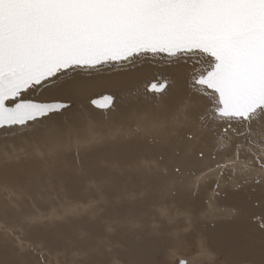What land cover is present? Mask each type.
Masks as SVG:
<instances>
[{
    "label": "snow or ice",
    "instance_id": "1",
    "mask_svg": "<svg viewBox=\"0 0 264 264\" xmlns=\"http://www.w3.org/2000/svg\"><path fill=\"white\" fill-rule=\"evenodd\" d=\"M144 63L161 65L183 88L176 115L147 129L163 127L168 134L153 141L152 155L140 167L184 197L189 222L201 187L214 174V191L225 170L239 173L240 187L250 181L264 185V0H0V137L7 145L9 138L31 133L33 149L71 139L73 129L61 118L86 94L91 78L118 70L104 82L116 91L90 99L93 106L112 111L125 85L119 77ZM172 80L154 76L144 91L167 96ZM210 142L230 155L223 164L197 170ZM27 154L26 147H6L0 163L7 172L11 162ZM9 210L6 203L0 213L7 216ZM221 212L235 216L238 209ZM169 214V208H161L162 216ZM258 227L264 233V223ZM45 254L23 229L0 226V264H46ZM201 255L214 264L207 248ZM89 264L140 262L105 242L94 248ZM259 264H264V249Z\"/></svg>",
    "mask_w": 264,
    "mask_h": 264
},
{
    "label": "bare ground",
    "instance_id": "2",
    "mask_svg": "<svg viewBox=\"0 0 264 264\" xmlns=\"http://www.w3.org/2000/svg\"><path fill=\"white\" fill-rule=\"evenodd\" d=\"M117 72L105 69L91 78L86 94L76 98L73 111L61 118L73 129L71 139L65 137L33 149L31 133L9 138L7 145L0 137V152L18 145L28 149L23 159L9 164L7 172L0 163V208L7 203L10 209L7 216L0 213V226L23 229V235L31 233L33 240H47L48 246H40L41 241L37 246L45 248V257L59 264H89L94 248L105 242L110 247L122 242V247L129 248L125 252L128 258L144 264L146 253L142 250L157 253L162 244L174 246L195 240L198 253L192 257L176 253L180 260L190 264L203 258L201 249L208 240L222 253L220 264L237 260L259 264L264 249V233L258 227L264 223V185L250 181L240 187L239 173L225 170L219 190L214 191V174L201 187L189 222L184 197L173 195L154 173L140 167V162L152 155L149 149L153 141L159 142L168 134L163 127L147 129L156 122L166 124L176 115L174 108L183 84L172 80L161 65L144 63L119 77L125 85L114 110L93 106L90 99L116 91L104 82ZM162 74L172 80L168 95L146 94L145 82ZM204 151L203 160L196 161L197 170L223 164L230 155L211 142ZM107 203L111 205L108 211ZM162 207L170 209L168 217L161 215ZM233 207L238 209L237 215L222 214L221 210ZM220 215L224 218L216 221ZM29 217L41 219L29 224ZM48 219L56 224L49 226ZM46 229L49 236L42 235ZM111 229L113 233L108 232ZM210 252L214 261L217 254Z\"/></svg>",
    "mask_w": 264,
    "mask_h": 264
},
{
    "label": "rangeland",
    "instance_id": "3",
    "mask_svg": "<svg viewBox=\"0 0 264 264\" xmlns=\"http://www.w3.org/2000/svg\"><path fill=\"white\" fill-rule=\"evenodd\" d=\"M102 204V203H101ZM102 205H104V204H102ZM111 207V205L110 204H108L107 203V206H105V210H109V208ZM99 210H101V209H99ZM100 212H102V210L100 211ZM103 213V212H102ZM105 213V212H104ZM222 215H220V217H221ZM224 217H221V218H216L215 220L216 221H218V220H222ZM55 219V221L57 222L58 220H59V218H54ZM54 219H52V220H47L48 222H49V226L51 225V224H53L55 221H54ZM63 220V219H62ZM56 222L54 223V224H56ZM49 226H47L48 228H49ZM47 230V231H46ZM45 230V232L44 233H42V235H48L49 236V234L48 233H46V232H48V229H46ZM109 233L111 232V233H113V230L111 229V230H109L108 231ZM27 233V232H26ZM140 234L142 235V233L140 232ZM29 235H31V233H27V234H25V237L29 240V241H31L32 240V242H34L35 244L34 245H38L39 244V242L42 240H40V239H38L37 240V238H35L34 240H33V238L34 237H32V238H30L31 236H29ZM149 235V233H145V236H148ZM39 241V242H38ZM197 241L195 240V241H193V243H190V244H185L184 242H182V243H180V244H178V245H174V246H171V245H168V244H162L160 247H158V248H160L159 250L160 251H157V253H156V251H154V252H152L151 251V249H147L146 251H144V250H142L141 252L142 253H146L145 254V261H144V259H142V261H144V264H151V262L152 261H154V260H158V259H167V261H168V264H179L178 262H179V260H180V258H178V256L176 255V253H179L180 255H183V256H185V257H192L193 255H195V254H197L198 253V251H199V247H198V244L196 243ZM41 243H43V245H41ZM41 243H40V246H43V247H46V246H48V244H50L49 242H48V244H47V240H45V241H41ZM115 244V245H114ZM111 247H112V249H113V251L114 252H118V251H121L122 252V250H124L123 251V253H125L126 251H128L129 250V248L128 247H122V246H124L123 244H122V242L120 243V244H118V243H114ZM205 248H207L208 250H210V251H215V254H217V255H215V260H214V264H220L222 261L221 260H223V257H222V253H218V251L219 250H217L216 249V247H214L211 243H210V241H206L205 240ZM122 247V248H121ZM161 247H163V248H161ZM50 249H51V247H50ZM150 251V253H148L149 251ZM168 250H172V252L174 253L173 255H171V256H167L166 255V253L168 252ZM53 251V250H52ZM148 251V252H147ZM175 251V252H174ZM156 253V254H155ZM34 256V255H33ZM35 257V256H34ZM152 257V258H151ZM50 257L48 256H46V257H44V259H47L46 260V262L48 263V264H59L58 263V261L57 260H55V259H53V260H51L52 258H50ZM143 258V257H142ZM156 258V259H155ZM32 259H34L33 257H32ZM36 259V258H35ZM35 259L33 260V261H35ZM152 259V260H151ZM204 259V260H203ZM147 260V261H146ZM49 261H51V262H49ZM54 261V262H53ZM141 264V263H140ZM190 264H208V261L203 257V258H201V259H197V261H195V262H190Z\"/></svg>",
    "mask_w": 264,
    "mask_h": 264
},
{
    "label": "water",
    "instance_id": "4",
    "mask_svg": "<svg viewBox=\"0 0 264 264\" xmlns=\"http://www.w3.org/2000/svg\"><path fill=\"white\" fill-rule=\"evenodd\" d=\"M99 102H101V100H99ZM105 103V102H104Z\"/></svg>",
    "mask_w": 264,
    "mask_h": 264
}]
</instances>
